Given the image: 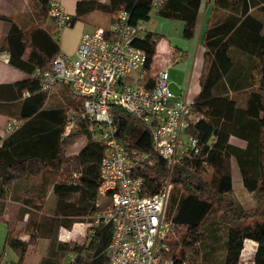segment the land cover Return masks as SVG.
Here are the masks:
<instances>
[{
	"label": "trees",
	"instance_id": "obj_1",
	"mask_svg": "<svg viewBox=\"0 0 264 264\" xmlns=\"http://www.w3.org/2000/svg\"><path fill=\"white\" fill-rule=\"evenodd\" d=\"M33 1L39 8L41 17H47L48 0ZM200 1L163 0L153 8L152 0H108L107 2L79 0L69 24L92 11L114 16L119 10H125L129 13L131 24L147 21L153 12L165 19L181 21L183 38L191 39L194 35ZM251 8L264 11V0H213L211 16L203 33L204 55L199 78L200 90L193 99L188 129L189 133L198 138L202 146V156L183 158L174 166L171 172L172 189L167 205V217L178 227H183L178 240L179 252L174 249L176 240L172 244L176 262L185 260L183 258L185 249L198 255L196 244L213 247L212 242L218 243L221 240L220 234H216L215 231L223 230L224 264H238L245 238L257 243L251 264H264V35L261 33L263 24L250 12ZM0 20L9 19L0 15ZM160 38L159 35L146 32L143 38L134 42L146 54L147 82L143 83L146 87H150L153 82L154 73L151 67L156 43ZM49 49L55 54L59 52L57 42L51 43ZM238 53H245L247 54L245 56L252 60L247 76H241L235 65ZM31 58L35 60L32 68L37 65L44 71L51 67L50 56L44 58L35 49L31 51ZM11 60L10 54L9 61ZM14 85L20 89L23 87L20 86L23 85L21 82L20 84L16 82ZM239 90L247 92L246 104L243 107L233 96V93ZM42 93L44 95L35 92L31 96V114L42 106L45 96L47 98V94L44 91ZM82 101L81 97L68 96L66 110L80 111ZM57 113L62 118L61 111L58 110ZM112 114L116 136L123 146L127 150L136 149L145 152L149 158L157 160L154 169L143 168L135 172V176L143 178L144 193L153 194L166 176L167 166L166 162L152 150L149 126L117 105L112 107ZM63 125L64 120L61 122L59 132H62ZM88 127V121L79 117L74 118V127L58 144L55 162L60 163L64 159L66 143L79 136H85L87 141L79 151L78 157L90 165L89 169L93 172L91 182L95 186L92 196H95L99 185L100 160L105 147L103 142L91 139ZM231 137L242 140L244 146L232 144ZM230 158H234L238 165L244 188L259 197L258 206L241 209L229 194ZM203 161H205L204 165ZM46 166V163L37 159L8 164L0 162V200L2 201L4 197L3 186L11 181L34 178L46 170ZM95 167L98 170L97 182ZM2 210L3 204L0 203V220L6 224L4 248L14 252L15 264H27L28 247L42 235L33 232L27 240L22 239L14 232V222L3 219ZM101 210L100 207H94L87 213L95 214ZM91 228L93 232L87 248H91L92 255L96 257L91 264H102L106 259V248L111 237L110 225L99 222ZM50 240L48 251L54 248L55 241ZM58 250L63 254L78 253L81 247L64 242ZM1 261L2 254H0V263ZM73 261L69 264H78L77 254Z\"/></svg>",
	"mask_w": 264,
	"mask_h": 264
},
{
	"label": "crops",
	"instance_id": "obj_2",
	"mask_svg": "<svg viewBox=\"0 0 264 264\" xmlns=\"http://www.w3.org/2000/svg\"><path fill=\"white\" fill-rule=\"evenodd\" d=\"M60 1L64 10L71 15L75 14L76 3L79 0ZM99 1L107 2L108 0ZM212 9L213 0L200 1L194 35L191 39L183 38V23L179 20L165 19L152 12L150 18L144 22L145 33L152 32L161 37L156 43L152 71L155 75L161 68L167 69L169 81L171 70L174 90L171 89L170 83L169 88L176 96L193 100L200 90L199 78L204 55L203 33L208 25ZM250 12L262 22L261 33L264 35V17H261L264 16V11L251 8ZM0 15L9 19L0 20V52H8L12 57L8 63L0 60V162L8 164L20 160L37 159L47 165L46 170L34 178L11 181L3 186L4 197L2 201L0 200V203L3 204L2 217L7 221L18 218L20 226H36L41 230L45 227L46 252L45 254L41 253L36 261H32L31 250L28 248L27 264H69L76 254L79 256L78 264H91L96 257L92 255V249L87 248L88 242L85 246L86 249H81L78 253L63 254L58 250L61 243L69 240L62 238L61 233L69 232L70 228L76 231L77 229L74 227L78 222L76 219L90 216L93 213L87 212L94 207H105L109 198L97 193L92 196L95 191V186L91 182L93 172L89 169V163L78 157L79 151L86 144L85 136H83L84 139L76 138L70 146L65 148L64 159L60 163L55 162L58 144L67 135L64 131L71 110H66L65 104L68 96H72V94L65 86H55L50 95L47 98L45 96L42 106L31 114V96L35 92L43 94V91L40 89L38 81L30 77L33 69L39 67L36 65L32 68L35 60L30 59V54L32 49H35L44 58L50 56L52 59L56 54L64 51V54L73 57L80 35L86 29L107 27L113 16L100 11L85 13L55 36L53 18L49 14L47 17H41L39 8L33 0H0ZM13 25L15 27H12ZM58 38L61 40V44L59 40L57 41ZM54 42H57L59 47V52L56 54L49 49L51 43ZM232 47L234 48V46ZM237 55L239 56L235 59V65L238 67V72L241 76H247L252 60L245 56L247 55L245 53ZM16 82L19 84L21 82L23 85L20 86L23 87L21 89L15 87L14 83ZM233 96L240 106H245L247 99L245 90L236 91ZM58 110L61 111L62 118L57 113ZM11 118L18 119L20 125L8 133L5 126ZM63 120V129L62 132H59ZM230 142L239 147H243L245 144L235 137H231ZM94 173L97 182V167H95ZM229 173L231 177L229 194L233 197L235 204L241 209L258 206L260 204L259 197L244 188L234 158L229 159ZM41 197L46 199V201L43 200L46 217L44 219L30 217L27 210L35 208V204L38 208L40 203L32 201ZM12 207L22 210L23 214H20V218L17 213H10L9 210ZM91 230L93 232V228ZM215 233L219 234L216 231ZM68 238L74 237L70 235ZM50 239L55 241L54 251H48ZM256 246L257 243L254 240L245 238L239 259L242 257L244 249H247V253L252 259ZM85 253H87L86 259H81L84 258ZM12 254L7 261V257L10 255L7 249L0 264H15L12 258L16 259V257L14 253ZM65 256L68 257L67 263H63ZM105 262L106 259L102 261V264Z\"/></svg>",
	"mask_w": 264,
	"mask_h": 264
},
{
	"label": "built area",
	"instance_id": "obj_3",
	"mask_svg": "<svg viewBox=\"0 0 264 264\" xmlns=\"http://www.w3.org/2000/svg\"><path fill=\"white\" fill-rule=\"evenodd\" d=\"M162 1L152 0V7ZM48 6L57 36L69 25L71 14L60 0H48ZM144 35V22L131 24L129 13L119 10L107 27H93L80 35L73 57L60 52L49 69L36 67L30 77L47 97L56 85L81 97L82 108L69 112L64 133L79 117L89 122L91 139L104 144L97 194L107 196L109 202L93 220L111 228L105 264H187L176 262L172 249L178 225L167 217L171 172L183 158H200L202 146L188 131L193 100L174 95L167 69L155 73L150 87L143 85L146 54L134 42ZM0 60L8 63L9 53L0 52ZM114 105L149 126L152 150L166 162L167 174L153 194L144 193L143 178L135 172L154 169L157 160L145 152L127 150L118 140ZM19 125L18 119L11 118L5 130L10 133Z\"/></svg>",
	"mask_w": 264,
	"mask_h": 264
},
{
	"label": "rangeland",
	"instance_id": "obj_4",
	"mask_svg": "<svg viewBox=\"0 0 264 264\" xmlns=\"http://www.w3.org/2000/svg\"><path fill=\"white\" fill-rule=\"evenodd\" d=\"M264 17V16H261ZM264 21V19H263ZM87 31V29L85 30ZM55 34V33H54ZM59 40V38L57 39V41ZM61 40H59V43ZM63 51V49H62ZM64 53V51H63ZM162 69V68H161ZM170 70V69H169ZM172 72L170 70V77H169V83H170V87L172 90V84L174 81H171L172 79ZM170 89V90H171ZM47 101V99H46ZM80 139H84L83 136H79ZM77 137V138H79ZM76 138H74L73 140H71L70 142L66 143L65 148L67 146H70L73 141ZM65 153V152H64ZM46 197V196H45ZM45 197H41L37 200H33L32 202L34 203L35 201H37L38 203H40L39 207L32 208V209H28L27 213L30 217H34L35 219L38 217H42L41 219H44L46 217V209H44V205H43V200L46 201ZM34 205V204H33ZM104 209V207L102 208ZM10 213H17L18 217L20 218V214H23L22 210L19 208H11ZM93 214H91L90 216L87 217H79L78 219H76L78 222H76V225L74 227H76V231L73 230V228L69 229V232H62V238L64 239H69V240H65V242L71 246L74 245H78L79 247H81V249H86V243L89 241L88 239H91V233H92V228L93 226L98 225L99 222H94L93 221ZM93 221V224H92ZM12 222H14V232L17 233L22 239L27 240L29 238V235L32 234L33 232H37L40 235H42V237H38L36 238L32 245H30L28 248L31 250L30 252V256H31V260L32 261H36L39 258V255L41 253L46 252V246H47V241L44 239V234H46V232H44V229L41 230L39 227L36 226H20L21 224L19 223L18 218H16L15 220H12ZM82 222V223H81ZM20 224V225H19ZM39 226V225H38ZM43 226V225H42ZM41 226V227H42ZM45 228V227H43ZM183 230V227H178L177 231H176V244L174 246V249L176 251L179 252L180 249V244L178 243V240H180V235H181V231ZM73 232V233H72ZM221 236V240L218 243L212 242L211 244L213 245V247L208 246V247H204L201 244H196L195 247L198 249L199 254H192L190 252L189 249H185L184 251V256L183 258L187 261L188 264H224V251H223V241L225 239V233L224 231H219L218 232ZM5 234H6V224L3 220H0V254H2V258L5 257V253L6 250L8 249L10 255H8L7 257V261L10 258L9 256L13 255L12 253H14L11 249L9 248H4V238H5ZM36 234V233H35ZM64 234V235H63ZM70 235H72L74 238H68ZM49 246V245H48ZM35 252V253H34ZM43 254V255H44ZM87 253H85L81 259H86L85 255ZM71 255V254H70ZM44 259V257L42 256V260ZM12 260H14L16 262L15 258H12ZM68 257L65 256L63 259V263H67ZM251 263V258H250V254L247 253V249H244L243 251V255L240 259H238V264H250Z\"/></svg>",
	"mask_w": 264,
	"mask_h": 264
}]
</instances>
